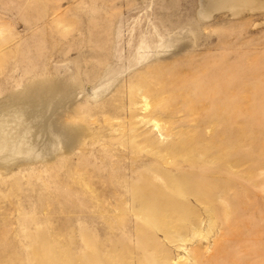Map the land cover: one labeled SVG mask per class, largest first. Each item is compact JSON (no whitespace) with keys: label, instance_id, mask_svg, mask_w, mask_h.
Returning <instances> with one entry per match:
<instances>
[{"label":"rangeland","instance_id":"rangeland-1","mask_svg":"<svg viewBox=\"0 0 264 264\" xmlns=\"http://www.w3.org/2000/svg\"><path fill=\"white\" fill-rule=\"evenodd\" d=\"M7 101L0 264H264V8L0 0Z\"/></svg>","mask_w":264,"mask_h":264},{"label":"bare ground","instance_id":"bare-ground-1","mask_svg":"<svg viewBox=\"0 0 264 264\" xmlns=\"http://www.w3.org/2000/svg\"><path fill=\"white\" fill-rule=\"evenodd\" d=\"M213 3L214 2H219V3H223V2H236L237 3V6H240V7H243V6H250V7H256V8H261L263 9L264 8V0H211ZM29 93L28 92H25L24 94V99H25V103L26 105H28L29 107V104H31L32 100L33 99H27V95ZM37 94V93H36ZM37 100L33 101V102H36ZM31 102V103H30ZM13 102H6V103H3L0 105V114L4 113V112H7L8 111H11L13 109ZM28 107L26 106V108H23V109H20L19 111H17L16 113L14 114H7L4 115V116H0V130L1 128L3 127V125H7L8 123H11L13 121H15V119L18 120L17 117H21L23 119V122H27V124H32L33 120V115L30 114L31 111L28 109ZM9 117V118H8ZM19 121V120H18ZM5 130V129H4ZM15 130L18 132L17 128H15ZM24 131L26 130V128L24 127L23 129ZM17 132H13L14 134H16ZM22 132V131H21ZM28 132V131H27ZM29 133V132H28ZM24 134V132H23ZM25 135V134H24ZM21 136V135H20ZM19 138H22V136ZM13 139L14 136L12 135V131L10 130H5V131H0V162H4V163H9L8 161L12 158L14 160H16L19 156H22L24 155L25 153L29 154L30 150L29 148L28 149H23L21 150V146L19 147V149H16L14 150L11 146L13 145L12 144V141L8 142V139ZM17 140H19L17 137H16ZM15 139V141H16ZM25 139V137H24ZM26 140V139H25ZM27 141V140H26ZM63 141V140H62ZM20 142H22V140L20 139ZM65 142V140L63 141ZM12 144V145H11ZM23 144V142L21 143ZM11 145V146H10ZM19 146V145H18ZM17 147V146H16ZM29 150V151H28ZM27 157V156H26ZM15 163V161H14Z\"/></svg>","mask_w":264,"mask_h":264}]
</instances>
